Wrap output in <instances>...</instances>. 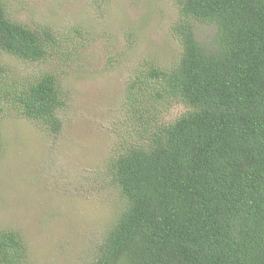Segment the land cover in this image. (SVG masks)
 I'll use <instances>...</instances> for the list:
<instances>
[{"label": "trees", "instance_id": "obj_1", "mask_svg": "<svg viewBox=\"0 0 264 264\" xmlns=\"http://www.w3.org/2000/svg\"><path fill=\"white\" fill-rule=\"evenodd\" d=\"M175 3L177 59L141 61L124 86L127 140L106 160L118 208L88 264H264V0ZM196 23L211 27L207 42ZM59 44L9 18L0 1V52L49 64L64 56ZM15 73L0 61V114L57 134L58 69ZM170 106L181 110L163 119ZM0 264H32L9 227L0 229Z\"/></svg>", "mask_w": 264, "mask_h": 264}, {"label": "rangeland", "instance_id": "obj_2", "mask_svg": "<svg viewBox=\"0 0 264 264\" xmlns=\"http://www.w3.org/2000/svg\"><path fill=\"white\" fill-rule=\"evenodd\" d=\"M0 1L12 20L48 29L69 56L27 64L0 52L15 75L58 69L65 99L57 134L0 114V229L20 233L32 264H88L118 208L106 160L127 140L123 89L141 61L164 67L177 59L175 0ZM195 27L198 41L207 42L211 27ZM71 44L79 47L70 53ZM179 110L170 106L162 118Z\"/></svg>", "mask_w": 264, "mask_h": 264}]
</instances>
